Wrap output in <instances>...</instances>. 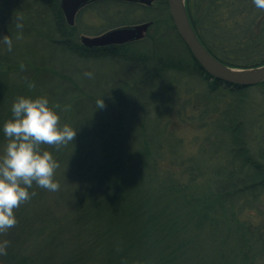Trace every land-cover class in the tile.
Wrapping results in <instances>:
<instances>
[{"label":"trees","instance_id":"1","mask_svg":"<svg viewBox=\"0 0 264 264\" xmlns=\"http://www.w3.org/2000/svg\"><path fill=\"white\" fill-rule=\"evenodd\" d=\"M208 1L186 0L192 25L205 47L218 60L231 67L247 68L264 64V58L260 59L264 57V9L257 8L253 0H231L229 5L234 13L241 9L242 12L247 11L252 16V24L260 21L257 24L259 33L252 30V24L241 27L238 33L232 30V41L235 36L242 35L246 42L241 45L238 43L237 54L232 50L229 53L236 60L252 59L250 63H244L231 60L226 55V47L216 52L202 34L194 10L204 9L203 17L211 21L216 9L214 0ZM60 2L33 0L21 10L7 8L8 18L0 21V39L4 36L13 39L16 34L24 37V27L20 30L15 26L18 18L24 26H30L33 22V26L49 27L51 32L47 39L44 35L45 38L36 35V39L42 42L37 49L45 53L52 52L47 61L39 60L32 54L34 49L29 51L27 46L26 50H18L12 46L9 52H17L20 59H30L28 62L32 64L21 72L14 71L11 65L19 58H12L13 54L7 53V45L0 40V158L8 143L3 127L6 121L13 118L11 109L18 97L45 98L49 107L70 103L73 112L71 117L76 125H89L90 135L94 134L95 138L87 146L79 140L59 147L47 144L40 146L41 152H50L59 164L53 176V180L61 187L58 197H53L54 192L33 182L28 189L30 200L22 203L17 210L14 209L17 221L15 227L0 233V243L8 242L7 255H0V264H199L194 251L199 235L194 234V229L206 226L210 214L201 220L195 219L197 207L201 205L198 202L193 217L189 211L188 217L179 216L183 223H179L176 217L170 218L176 207L185 208L188 201L181 203L178 198L175 199L168 187L166 190L170 191L166 196L169 199L165 196L159 198L157 194L149 195L145 182V173L151 172L153 178L159 175L157 161L161 156V141H151L145 137V133L140 136L139 130L127 137L124 124L126 120L145 115L148 98L170 95L164 93L161 86L169 80L171 72L200 76L208 83L212 93L225 89L235 96L237 105L233 106L232 116L236 117L237 106L239 109L241 106L238 100L242 103L244 93L249 94L247 90L251 87L224 85L201 68L177 32L167 0H156L151 7H145L151 14L148 22L153 23L144 39L148 40L150 48L136 59L125 58L129 71L121 68L118 73L106 72L99 79L89 81V61L93 63L103 57L113 58L120 54V48L132 46L133 43L122 47L87 48L77 40L80 33L78 25L71 27L67 24ZM114 3L126 4L114 0L98 1L82 9L77 17L90 8L102 15L108 30L124 26V20L114 21V12H111ZM23 13L27 19L22 17ZM30 13L37 15L29 16ZM153 28L155 30L151 33ZM27 35L25 33V37ZM59 59L62 65L57 62ZM59 66L65 70H62L63 73L58 71ZM45 71H52L59 80L65 77L68 84L59 85L55 77L48 80ZM12 75L20 82L12 83ZM145 87L148 88L149 96L144 92ZM256 87L264 88V83L252 88ZM88 88L90 93L87 92ZM93 89L99 90V93ZM101 98L107 112H104V108L96 107V101ZM128 99L134 103L133 106H126L124 100ZM60 114L62 126L65 115ZM101 114L104 115L103 120L97 118ZM239 129L235 126L231 130L237 151L230 154L231 168L225 173L221 185V195L227 199L225 201H230L225 204L226 208L234 203L232 197L249 193L250 199L259 198L264 191V161L252 158L243 144L244 138ZM134 154H137V160L133 159ZM151 157L154 160L152 164L149 163ZM218 173V176L224 174ZM165 178L172 179L168 175ZM217 206L223 207L224 204L220 200ZM211 220L217 222L214 218ZM190 232H193L195 240L188 235Z\"/></svg>","mask_w":264,"mask_h":264},{"label":"rangeland","instance_id":"2","mask_svg":"<svg viewBox=\"0 0 264 264\" xmlns=\"http://www.w3.org/2000/svg\"><path fill=\"white\" fill-rule=\"evenodd\" d=\"M31 1L33 0H0V21L8 18L6 15L7 8L8 10H21L22 7H28ZM210 1L212 0L208 2ZM213 2L216 15L211 21L203 17L204 9L194 10L200 30L208 39V44L216 52H220V49L223 50L226 47V50L228 49L226 55L231 57L230 59L233 61L244 63L249 61L247 63H250L252 59L236 60V57L230 55L229 51H238V43L241 45V43L246 42L245 36L242 35L235 36L233 41L230 37L233 35L232 30L235 29L236 31L233 33H238L241 27L245 28L248 24H252V16H249L247 11L242 12V9L234 13V9L229 6L231 0H214ZM111 12H114L115 22L124 20L123 23L128 26L148 22L149 15H151L144 6L139 4L118 5L114 3ZM31 14L35 15L36 13H30L29 16ZM24 15L26 14L23 13L22 17ZM24 18L27 19L26 16ZM258 23L260 21L257 20L255 24H252V30L255 33H259ZM33 25V22L30 23V26L29 24L23 25L24 37L17 39L18 35L16 34L12 39L13 46L18 50H26L28 46L29 51L34 49L32 54L37 59L47 61L52 52L45 53L37 49L42 42L36 39V35H44L47 39V35L51 31L47 26ZM75 25H78L80 31L77 37L79 43H81L82 36H97L109 29L102 15L97 10L90 8L85 9L76 18ZM154 30L155 28L151 29L150 32L153 33ZM25 33L28 34L26 37ZM235 45L237 46L233 47ZM149 48L148 40L143 39L133 42L132 46L120 48V54L113 58L109 56L95 60L93 63L89 61L91 71L88 72L87 79L94 81L106 72L118 73L121 68L129 71V65L125 58L136 59L145 54ZM7 53L11 52L8 51ZM11 54H13L11 56L14 59H17L16 56L20 57L17 52ZM224 54L222 55L224 56ZM29 60L19 58L11 66L14 71L21 72L24 68L32 65L28 62ZM57 62L62 65L60 59ZM58 69L61 73L65 71L61 66ZM45 73L48 80L58 77L53 76L52 71H45ZM169 77L161 89L170 95L164 98L154 97L150 100L148 98L145 115L130 121L126 120L124 124L127 137L132 136L133 131L138 132L139 130L140 136L145 133V137L150 138L151 141H161V156L157 161L159 175L153 178L151 172L145 173L149 195L157 194L159 198L165 196L166 199H169L166 194L171 190L175 199L178 198L181 203L184 200L188 201L185 208L176 207L170 216L172 219L178 218L179 223H183L179 216L188 217V211L193 217L198 202L201 205L197 207L198 210L194 218L201 220L206 214H210L211 218L208 219L206 226L194 229V234L199 235L197 236L198 243L194 249L199 264H264V191L261 192L259 198L250 199L249 193H246L247 197L244 195L237 198L232 197L231 200H234V203H231L232 205H229L228 208L225 207V204H229L230 201H225L227 199L221 195L223 191L221 189L222 181L226 177L225 173L231 168L230 154L237 151V144L234 142L231 132L233 127L240 128L244 138L243 144L247 146L252 158L264 161V88L256 87L253 89L251 87L247 90L249 94L244 93L246 95H243L244 101L240 103L238 100V104L241 106L240 109L237 106L238 116L236 117L235 115L232 116L233 106L237 105L234 100L235 96L224 91L225 89L222 88L216 93L210 92L208 83L194 73L171 72ZM60 80L58 81L59 85L68 84L65 77H61ZM172 81L173 83H171ZM11 82H17L15 75H12ZM93 91L99 93V90L93 89ZM87 92H91L89 88ZM144 92L149 96L147 87H145ZM124 102L127 107L134 104L131 99L124 100ZM84 106L86 105L84 104ZM49 108L59 116L60 123L63 122L60 113L65 115L64 125H68L77 131L74 140L83 142L85 146L90 141H94L95 135H90V126L84 123L76 125L72 119L71 114L73 112L70 103ZM107 111L108 109L104 108V112ZM103 116L101 114L97 118L103 120ZM133 159H138L137 154L133 155ZM153 161L151 157L149 163L152 164ZM218 172L224 174L218 176ZM166 175L172 179H166ZM238 177L240 178L239 175ZM166 187L170 190H166ZM59 191L60 189L54 192L53 197L57 198ZM220 200L221 204H224L223 207L217 206L220 204ZM212 218L217 222L212 221ZM188 235L193 236V232Z\"/></svg>","mask_w":264,"mask_h":264},{"label":"clouds","instance_id":"3","mask_svg":"<svg viewBox=\"0 0 264 264\" xmlns=\"http://www.w3.org/2000/svg\"><path fill=\"white\" fill-rule=\"evenodd\" d=\"M253 3L257 8L264 9V0H253ZM15 26L22 30L23 24L19 18ZM21 38V35L17 36V39ZM0 40L7 45L8 51L12 50L9 36ZM96 107H105L102 98L96 101ZM11 111L13 118L6 121L3 127L8 143L0 158V233L15 227L14 209L30 200L28 189L33 182L48 191L59 190V183L53 180L59 164L50 152H41L40 146L66 145L73 142L77 134L68 125L60 126L59 116L49 108L45 98L18 97ZM7 246V241L0 243V255H7Z\"/></svg>","mask_w":264,"mask_h":264},{"label":"water","instance_id":"4","mask_svg":"<svg viewBox=\"0 0 264 264\" xmlns=\"http://www.w3.org/2000/svg\"><path fill=\"white\" fill-rule=\"evenodd\" d=\"M102 0H61L60 6L69 26H74L78 13L86 6ZM152 6L156 0H117ZM172 21L183 42L201 68L222 84L238 88L253 87L264 83V64L237 68L218 60L200 40L187 10L186 0H167ZM152 22L121 26L97 36H82L81 43L87 48H106L142 40Z\"/></svg>","mask_w":264,"mask_h":264},{"label":"flooded vegetation","instance_id":"5","mask_svg":"<svg viewBox=\"0 0 264 264\" xmlns=\"http://www.w3.org/2000/svg\"><path fill=\"white\" fill-rule=\"evenodd\" d=\"M123 3H126V4H131V3H127V2H123ZM139 5L143 6L142 4H139ZM144 7H146V6H144Z\"/></svg>","mask_w":264,"mask_h":264}]
</instances>
